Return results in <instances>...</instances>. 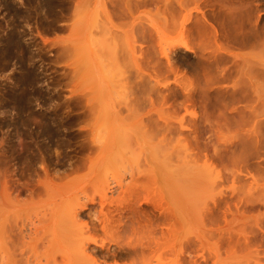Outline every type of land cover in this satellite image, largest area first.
Here are the masks:
<instances>
[{
  "label": "rangeland",
  "instance_id": "rangeland-1",
  "mask_svg": "<svg viewBox=\"0 0 264 264\" xmlns=\"http://www.w3.org/2000/svg\"><path fill=\"white\" fill-rule=\"evenodd\" d=\"M81 1L76 9L78 0H0V137L21 142L20 172L49 145L53 188L66 184L78 195L92 193L100 187L93 182L96 170L111 182L124 169L98 167L95 150L85 164L75 170L63 167L67 175L62 174L54 164L58 157L65 162V156L88 153L81 154L88 141L77 125L146 123L176 147L181 193L192 198L189 215L180 218H210L214 204L209 198L219 196L210 189H219L225 149L239 141L242 153H254L258 130L254 133L257 125L248 114L240 121L243 126L222 116L224 96L208 88L204 57L219 43L235 45L244 55L262 52L257 48H264V0ZM73 39L81 40L75 44ZM220 47L215 49L221 54ZM210 178L212 184L218 179L216 186ZM190 180L194 184L188 187Z\"/></svg>",
  "mask_w": 264,
  "mask_h": 264
},
{
  "label": "bare ground",
  "instance_id": "bare-ground-1",
  "mask_svg": "<svg viewBox=\"0 0 264 264\" xmlns=\"http://www.w3.org/2000/svg\"><path fill=\"white\" fill-rule=\"evenodd\" d=\"M73 40L76 44L81 39ZM219 44L216 45L223 48L221 54L212 45L216 49L211 48L204 57L205 81L209 84L206 86L223 94L220 103L225 120L242 125L240 121L248 114L256 122L254 133L258 130V135L254 136L256 148L252 154L240 151L239 137L236 147L235 142L231 143L234 149H225V168L224 173H217L218 186V179L214 182L216 173L213 184L210 178V183L219 187H210V194H219L216 199L209 194L210 203L214 204L209 210L210 218H180L189 215L192 198L181 193L174 143L165 144L161 132L152 125H77L80 135L88 141L81 153L88 152L87 155L77 159L64 155L68 158L65 162L58 157L55 166L75 170L98 150V167L124 169V174L111 182L96 170L93 182L100 187L83 196L66 184L53 188L49 145L43 146L39 158L32 160L27 171L20 172L17 148L21 142L16 144L14 138L1 135L0 264H264V48L260 46L257 49L262 52L250 51L249 55L246 52V56L235 45ZM191 183L194 184L186 181L188 187Z\"/></svg>",
  "mask_w": 264,
  "mask_h": 264
}]
</instances>
